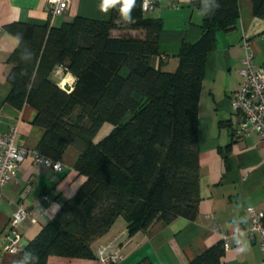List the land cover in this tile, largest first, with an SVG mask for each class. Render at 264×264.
<instances>
[{
    "label": "trees",
    "instance_id": "1",
    "mask_svg": "<svg viewBox=\"0 0 264 264\" xmlns=\"http://www.w3.org/2000/svg\"><path fill=\"white\" fill-rule=\"evenodd\" d=\"M143 0L124 23L116 9L102 19L82 15L59 26L25 21L5 24L23 38L8 58L6 102L36 110L34 123L44 128L37 145L41 154L58 160L68 145L80 151L75 163L84 183L66 198L54 216L22 249L46 264L50 255L94 257L92 242L119 216L126 235L177 217L195 219L198 186V101L206 55L218 31L231 30L239 15L237 0H190L202 15L200 37L183 42L174 70L153 67L159 54L162 23L141 10ZM254 14L264 16V0H252ZM142 35L113 36L112 30ZM56 66L75 76L70 90L51 74ZM126 68L125 75L121 69ZM112 128L95 141L104 123ZM234 131V130H233ZM225 252L217 241L186 264H220ZM136 264H154L144 258Z\"/></svg>",
    "mask_w": 264,
    "mask_h": 264
},
{
    "label": "crops",
    "instance_id": "2",
    "mask_svg": "<svg viewBox=\"0 0 264 264\" xmlns=\"http://www.w3.org/2000/svg\"><path fill=\"white\" fill-rule=\"evenodd\" d=\"M154 7L148 17H158L159 54L150 58L153 67L172 71L183 42L196 41L202 32V15L190 0H151ZM239 15L231 30L218 31L215 46L206 55L198 101V186L200 200L195 219L177 217L169 223L156 222L148 230L126 235V222L119 216L111 228L91 245L94 257L50 255L46 264H108L98 257V250L120 253L112 264H136L144 258L154 264H186L217 241L228 237L229 247L220 264H264L261 236L251 231L249 208L264 212V139L256 132L234 138L240 115L231 106V96L242 83L240 59L245 54L244 39L251 43L254 65L264 69V16L254 14L252 0H237ZM100 0H71L67 11L50 19L46 0H0V132L16 126L15 143L28 152L13 179L0 194V237L8 229V220L20 204L36 220L20 225L22 249L56 213L61 203L75 195L86 177L78 173L75 163L80 151L68 145L58 159L62 170L34 162V151L44 128L34 123L36 110L25 103L16 108L6 102L10 83L6 80L8 58L18 39L4 26L25 21L59 26L77 15L102 19ZM113 36L142 35L137 30H112ZM123 75L127 69H121ZM51 78L64 88L73 87L75 76L56 66ZM104 123L94 137L97 141L111 130ZM102 131V132H101ZM101 132V134H99ZM47 196V197H45ZM121 217V218H120ZM264 220V217H262ZM7 240H4L6 243ZM18 251H4L0 264H16ZM25 264V263H24Z\"/></svg>",
    "mask_w": 264,
    "mask_h": 264
},
{
    "label": "built area",
    "instance_id": "3",
    "mask_svg": "<svg viewBox=\"0 0 264 264\" xmlns=\"http://www.w3.org/2000/svg\"><path fill=\"white\" fill-rule=\"evenodd\" d=\"M70 1L46 0L50 19L64 14L69 7ZM153 7L154 2L149 0L147 10ZM243 47L245 54L240 59L241 67L239 69L243 80L239 88L231 96L232 109L240 115V120L238 126L234 128L233 136L234 138H239L251 132H256L264 139V69L254 65L251 43L246 38L243 41ZM16 131V126H11L7 131L0 132V194L6 183L16 175L28 152L25 147L15 143ZM33 159L34 162L44 164L54 170H62V163L59 160H52L37 150L34 151ZM248 214L251 220L250 229L260 234V247L264 249V220H262L264 212L259 214L254 208H249ZM26 219L36 220L32 210L24 204H20L8 220L7 232L0 237V258L4 251L15 252L19 250V242L22 239L20 225ZM222 239L224 247L228 248V237L224 236ZM4 240H7V242L4 243ZM98 257L100 260L112 264L121 258V254L117 252L107 253L104 248H101L98 250Z\"/></svg>",
    "mask_w": 264,
    "mask_h": 264
},
{
    "label": "clouds",
    "instance_id": "4",
    "mask_svg": "<svg viewBox=\"0 0 264 264\" xmlns=\"http://www.w3.org/2000/svg\"><path fill=\"white\" fill-rule=\"evenodd\" d=\"M149 0H144V2L140 5L141 10H147ZM214 10L220 7L219 3L216 0H213ZM137 6V0H100L99 10L102 13H108L111 9H116L119 13L120 19L126 23L131 24L134 23L135 20L132 17L131 13ZM209 13L205 12L202 15H208ZM23 37L18 35L17 39L20 40ZM24 258H33L36 264H39V256L31 250H28L23 253ZM16 264H24L22 259L16 261Z\"/></svg>",
    "mask_w": 264,
    "mask_h": 264
},
{
    "label": "water",
    "instance_id": "5",
    "mask_svg": "<svg viewBox=\"0 0 264 264\" xmlns=\"http://www.w3.org/2000/svg\"><path fill=\"white\" fill-rule=\"evenodd\" d=\"M64 89L70 90L71 88L67 84H64Z\"/></svg>",
    "mask_w": 264,
    "mask_h": 264
},
{
    "label": "rangeland",
    "instance_id": "6",
    "mask_svg": "<svg viewBox=\"0 0 264 264\" xmlns=\"http://www.w3.org/2000/svg\"><path fill=\"white\" fill-rule=\"evenodd\" d=\"M101 132H102V131H101ZM101 132H100L99 134H101ZM121 217H122V216H121ZM121 217H120V218H121Z\"/></svg>",
    "mask_w": 264,
    "mask_h": 264
}]
</instances>
